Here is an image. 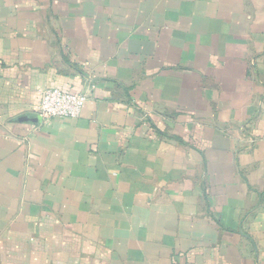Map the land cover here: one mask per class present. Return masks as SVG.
<instances>
[{
    "label": "crops",
    "instance_id": "crops-1",
    "mask_svg": "<svg viewBox=\"0 0 264 264\" xmlns=\"http://www.w3.org/2000/svg\"><path fill=\"white\" fill-rule=\"evenodd\" d=\"M0 264H264V0H0Z\"/></svg>",
    "mask_w": 264,
    "mask_h": 264
},
{
    "label": "built area",
    "instance_id": "built-area-1",
    "mask_svg": "<svg viewBox=\"0 0 264 264\" xmlns=\"http://www.w3.org/2000/svg\"><path fill=\"white\" fill-rule=\"evenodd\" d=\"M86 94L59 86H49L39 91L36 107L38 117L47 122L53 118H77L82 112Z\"/></svg>",
    "mask_w": 264,
    "mask_h": 264
}]
</instances>
